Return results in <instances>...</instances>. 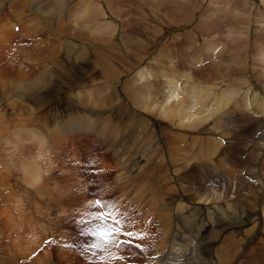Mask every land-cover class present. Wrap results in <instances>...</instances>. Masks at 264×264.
I'll list each match as a JSON object with an SVG mask.
<instances>
[{
	"label": "rangeland",
	"instance_id": "374dc122",
	"mask_svg": "<svg viewBox=\"0 0 264 264\" xmlns=\"http://www.w3.org/2000/svg\"><path fill=\"white\" fill-rule=\"evenodd\" d=\"M59 2L0 0V77L8 90L19 88L24 75L36 73V42L53 39V33L60 38L56 43L62 65L52 68L51 88L67 87L65 40L74 33L78 46L87 44L86 36L103 41L108 24L110 30L117 29L110 38L115 36L117 46L128 56L133 57L136 47L145 41L150 54L144 70L153 75L152 84L154 78L162 87L170 81L178 83L180 95L175 102L191 104L197 100L193 90L210 87L213 93H226L228 108L246 111L247 120L264 119V80L243 70L248 67L264 74V0H78L83 8L73 3L64 17L58 16L56 26L32 8L35 3L45 12L44 5H49L50 13L58 14ZM85 5L97 8L100 17L94 12L97 20L81 19L79 13L86 10ZM126 21L130 26L142 24L137 33L145 32L155 41L137 35L134 39L129 27L122 24ZM131 39L139 45L135 47ZM209 43L212 45L204 52ZM199 53L203 56L197 64L194 61ZM172 59L193 63L184 69L203 70L196 73L197 81L176 71ZM157 63L165 69L154 70ZM126 74L133 78V72L123 76ZM87 75L83 73L84 78ZM37 79L31 77L28 82ZM97 83L87 84L83 92L95 98V89L103 82ZM136 92L120 94L117 90L120 102L125 103ZM46 93V89H38L35 104L18 101L11 94L0 111V264H170L173 258L178 264H264V147L255 148L250 157L243 155L244 164L235 163L236 153L223 160L216 150L212 160L203 162L205 169L196 180L187 186L178 181L198 163L192 155L205 145V138H227L216 126L223 112L214 118L209 115L212 101L207 111L196 107L181 118L171 116L154 97L144 109L130 103V122L146 121L160 131L153 135L154 148L149 147L152 140L147 137V157H137L129 149L117 153L97 132L79 129L67 136L66 95L48 98ZM67 96L71 97L70 93ZM135 100L139 101L138 96ZM56 132L62 138L53 140L50 136ZM246 133L250 135L238 141L250 150L262 132L249 129ZM106 137L108 142L116 140ZM214 140L222 149V141ZM258 168L263 171L256 175ZM29 176L34 184L28 182ZM201 206L216 214L208 220L199 212L190 217L193 225L179 218L183 209ZM256 219L259 227L253 224ZM207 220L213 224L202 232ZM109 229H119V234L106 242L103 233ZM257 230L260 235L255 239ZM126 232L136 234L131 243L140 247L124 243Z\"/></svg>",
	"mask_w": 264,
	"mask_h": 264
},
{
	"label": "bare ground",
	"instance_id": "6f19581e",
	"mask_svg": "<svg viewBox=\"0 0 264 264\" xmlns=\"http://www.w3.org/2000/svg\"><path fill=\"white\" fill-rule=\"evenodd\" d=\"M73 3L75 5H78V0H60L58 14L50 13L52 11V7L49 5L47 6L44 5V9L46 10L45 12L39 11L35 3L33 4L32 8H34L38 16L49 20V22H51L53 26H56L58 24V16L64 17L67 11H69L70 6L73 5ZM82 5L84 4L80 2L78 7L80 8ZM85 9L86 10L83 9L84 10L83 13L82 12L79 13V16L81 17V19L83 16H86L85 18L89 17L90 19L97 20L95 18L96 15H94V17L92 15L94 12L95 14L98 15L97 17H100L99 13H97L98 12L97 8L93 9V8H90V6L85 5ZM9 10L11 11L12 9H9ZM99 11L102 14L103 11H101L100 9ZM24 12L25 11L22 10V13ZM101 16L103 18V14ZM83 20L85 21L86 19H83ZM104 22H105V19L103 20V24ZM129 23L131 22L129 21L122 22V24L125 25V27L127 26L129 27V31L133 35V38L137 35V36H146V39L148 37V39L151 42L154 40V38H150L147 34L145 35V32H143L142 34L137 33L139 29L138 25L141 26L142 24L137 25L136 23L133 22L132 24L133 26H130L131 24L129 25ZM145 27L146 28L144 29L149 30V27L147 26ZM104 28H105V32H104L103 41L102 39L99 40V39H94V38H90L89 36H86L85 39L88 40L86 41L87 43L86 45L89 46V48L86 45L78 46L75 41L76 37L74 33L70 34V36H68L67 39L65 40V52H66L65 72H66L67 87H52L51 88L52 75H53L52 68L53 67L58 68L62 65V61L59 57V52H60L59 46L56 43V41L60 39L59 36L53 33L52 35L53 39L49 37H46L44 39H39L35 45V51L38 52V56H36L35 58L34 64L36 68V73L34 75H31V76L24 75V77L21 80L24 83L20 84V87L18 86L19 88H17V86L16 87L12 86L14 87V89H11V90H8L9 86L5 84L3 77H0V111L2 110V104L5 103L6 99L9 98L11 94H14V97L18 101H27L28 103H31V104H35V93L38 89H41V88L47 90L46 96L48 98L63 99L64 96L66 95L65 111H64L65 124L70 129V131L67 132L68 134H66L67 136L71 134V132L73 131L76 132L79 129L80 131L84 130V131H89V132H97L96 134H98L99 137H101V139H104L105 142H107V144L109 145V147L115 150L117 153L120 154L122 150L129 149V150H132V152H134L137 157L139 155H143L147 157V148H146L148 144L147 137L151 138L152 140V143L149 142L151 144L149 147L154 148L153 143H155L156 141L155 140L153 141V137H154L153 135L154 134L156 135V133H159L160 131L152 129L146 121H144L143 123H140L136 120L134 122H130L129 121V114L131 112L130 103L133 102L134 106L132 105V107L136 106V107L144 109V106H149L148 103L151 104V101L149 99H152L151 97H154L159 100V104H161L160 106L162 109L168 108L169 114L171 116L176 117V118H181L186 111L193 110L196 107L198 109H205L207 111L208 104L210 101H212V106L209 108V115L211 118H214L216 114L223 112L222 117H220L218 121L216 122V126L218 127V129L221 130L222 135H224L225 137L227 136L229 140L226 141L227 138L225 140V138L222 137L226 143L222 141L223 147L222 149H220L221 145L219 144L217 140H214L213 138H209V139L205 138L206 139L205 145L198 148L197 149L198 151H195V153L192 155V157L196 156L199 159L198 163L193 164L190 167V169L185 173V175L178 179V181H181L182 184L186 186L190 184L189 181H193L197 179L198 174L202 170L205 169V164H203V162H205V160H209V161L212 160V157L214 155V152H216V150H220L218 153V156H221L225 159L228 158L231 154L235 155L236 153V156L234 158L235 163L244 164L246 161L243 160L244 159L242 158L243 155H246V156L248 155L250 157V155L252 156V154L255 152V148L260 147V146L264 147L263 143L261 142V139L264 142V119L256 120V122L247 120L248 113L246 111L244 110L237 111V110L228 108L229 107V97L226 93H219V92L213 93L210 87H207L205 89L193 90L192 94L197 96V100L191 104H187L183 100H180L179 102H175V100L180 95V87L178 83L174 81H170L164 87H162L160 81L154 78L155 83L152 84L150 79L151 77H153V75H151L148 71L144 70V68H146L144 66L145 60H147L145 58L146 56L150 54L149 53L150 51H146V49H149V48H146L144 44L145 41L143 43L140 42L142 43V46H144L145 48L144 49L141 45L139 46V48H137L136 46L139 45V41L137 40L135 41L134 40L135 38L131 39V41L134 40L136 43L135 45L136 50H134L135 54L133 57H131V56L126 55L124 51L119 49V47L117 46V40H115V36L113 37L111 36L112 38H110V34H114L117 29L110 30L108 24H105ZM119 28H120V25H119ZM89 29L92 31L94 28L91 29V27H89ZM140 29L142 28L140 27ZM120 32L122 34L121 30ZM153 32L157 33L158 30L154 29ZM146 33L148 32L146 31ZM149 45L148 46L151 47L152 43ZM210 45H212V43H209L205 47L204 52H206V50L210 47ZM90 50L92 51V53L90 52ZM263 50H264V47H263ZM200 51L201 50H199V52ZM200 53L199 55H197L198 58L194 61L197 64L198 63L200 64V60H202L201 57L203 56V54H200ZM211 53H212V49L209 50V54ZM175 60L176 59H172L171 62L176 71H180L183 73L185 72V74L188 77H191L194 81H197L196 73L198 71L202 72L203 70H197V69L195 70L192 67L191 68L193 71H191L190 69L189 70L184 69L185 67L188 68L187 65L189 64V62H185V60L184 61L179 60L178 62L180 63V65L184 64L186 66H180V65L177 66L178 62L177 60L175 62ZM206 60L207 59L205 58V61ZM201 63L203 64L202 61ZM191 65L193 66V63ZM133 66L137 67V70H136L137 72H134L135 70H133L134 69ZM207 67L205 69H207ZM117 68L122 70L123 73L133 72V78L131 80L130 78H126L128 74H126V76H123V73L119 71ZM141 68L143 69L139 70ZM196 68L199 69V67H196ZM243 70H245V73L247 71H250L251 75H255L256 77L259 74L258 78L264 80V74L262 73L255 72L253 70L251 71L250 69H248V67H245ZM84 72H87L89 76L87 75L86 78H84L83 77ZM131 75L132 74H129V76ZM244 76H246V74ZM31 77L38 78V79L36 82L29 83L28 81L31 79ZM205 79H206L205 83H208L209 82L207 80L208 78H205ZM97 81L98 83L103 82L102 83L103 85L101 84L102 85L101 86L99 84L100 88L95 89L96 91L95 98L94 97L92 98L91 94H85V92H83V89H87L85 88L87 84L92 83L93 85L97 83ZM242 83L243 82H241V84ZM130 88L132 89L130 90ZM117 90L120 91V94H124L125 92H134V91H137V92L131 96L130 102L125 103L124 101L120 102V94H117ZM151 90H155L152 92L154 94L149 95ZM69 93L71 97L67 96V94ZM255 93H254V90H252V94H255ZM249 94L251 95V92ZM137 96H138L139 101L135 100V97ZM94 101L96 104L94 103ZM152 101H154V99ZM97 104L100 106L99 108H101L104 112L101 111V109L97 110L95 108V107H98ZM240 106L244 107L245 109L248 108L246 105H243L242 103L240 104ZM261 109L264 112V106H262ZM136 116L137 115H134V118ZM112 121L114 122V124ZM249 129L255 130V132L259 131L262 133H261V137H258L255 139L253 138L255 143H253V146L250 150H246L247 148L246 144L240 143L238 140H240V138L243 135L248 134L246 132ZM107 135H111L116 140L108 142L107 137H106ZM248 135H250V133ZM59 136L61 137V133L56 132V133H53L50 137H52L53 140H55ZM252 161L254 160L252 159ZM255 161L259 163V161H257L256 159ZM261 171H263V168H258L255 171V174L257 175V173H260ZM29 179L30 180L28 182H30V184H34L33 180L31 181L32 178L30 176H29ZM3 180H5L3 182L7 184L8 186L9 185L8 179L5 177ZM1 184L2 183L0 182V185ZM3 187L5 189V186ZM6 190L8 189L6 188ZM1 191H0V196H2ZM225 192H227V188ZM1 205H2V201H1ZM199 212L201 215L202 214L205 215L208 220L211 219L212 213L216 214V211L214 210L212 212V209L210 208L191 207L187 210L183 209L181 213L179 214V218H182L185 224L193 225L194 215ZM200 214H199V217H201ZM190 217H193V218H190ZM202 219H204V217ZM257 221L258 219H256L253 222V224L256 227L257 226L259 227L260 223ZM206 230H209V224L204 226L202 232H205ZM258 230L255 233V239L260 235Z\"/></svg>",
	"mask_w": 264,
	"mask_h": 264
},
{
	"label": "snow or ice",
	"instance_id": "6c2138e0",
	"mask_svg": "<svg viewBox=\"0 0 264 264\" xmlns=\"http://www.w3.org/2000/svg\"><path fill=\"white\" fill-rule=\"evenodd\" d=\"M97 218H99V217H97ZM117 234H119V229H109L107 231V233H103V235L105 236L106 242H111L110 237L112 235H117ZM124 235L126 237H128V240L124 241V243L128 244V246H130V247H132V246L140 247L139 245H133L131 243L132 239L137 238L136 234H134L132 232H126V233H124Z\"/></svg>",
	"mask_w": 264,
	"mask_h": 264
}]
</instances>
